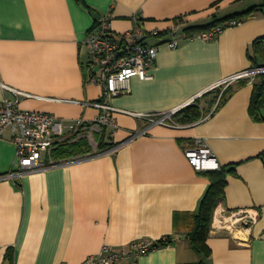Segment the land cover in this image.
Listing matches in <instances>:
<instances>
[{
	"label": "crops",
	"instance_id": "crops-1",
	"mask_svg": "<svg viewBox=\"0 0 264 264\" xmlns=\"http://www.w3.org/2000/svg\"><path fill=\"white\" fill-rule=\"evenodd\" d=\"M253 7L240 24L224 26V18ZM93 12L109 17L114 34L136 24L159 31L146 38L159 45L151 78L133 77L130 92L109 98L113 124L97 154L44 153L42 162L56 164L6 177L17 168L16 146L9 129L2 133L0 264H81L104 245L121 251L131 241L162 237L166 246L118 264H264V121L249 111L255 77L198 96L224 77L264 65V0H0V83L19 93L0 87V102L6 95L21 110L63 120L66 129L93 121L103 89L87 79L82 45ZM213 20L223 27L214 38L189 39ZM173 28L178 45L171 49L164 41ZM193 98L202 116L192 124L152 125L136 116ZM198 138L226 171L216 207L258 211L248 230H215L211 218L205 254L187 237L210 184L183 153Z\"/></svg>",
	"mask_w": 264,
	"mask_h": 264
},
{
	"label": "built area",
	"instance_id": "built-area-1",
	"mask_svg": "<svg viewBox=\"0 0 264 264\" xmlns=\"http://www.w3.org/2000/svg\"><path fill=\"white\" fill-rule=\"evenodd\" d=\"M241 22V20L232 18L226 20L224 26H235ZM222 29L221 26H214L207 30L193 31L188 37L189 39L210 40ZM169 33L172 38L164 41V44L174 49L178 45V40L175 38L176 29H171ZM158 34L157 29L145 32L139 24L122 34H114L111 31L108 16L99 17L96 20L94 27L86 33L82 45L88 55L87 79L101 86L103 96L99 102L95 103V106L101 109V113L86 125L78 124L79 127L72 125L66 129L63 120L44 112L21 110L16 106L15 99L4 95L0 102V137L6 129L10 130L11 140L16 146L15 162L17 164L16 171L8 173L6 177L32 173L55 165L56 163L52 160L49 164L42 162V155L52 152L67 139L75 138L73 136L78 138L80 135L77 132L81 127L86 129L94 125H112L111 112L114 108L109 104V98L130 92V81L133 77L141 80L151 78L148 69L155 64L159 45L147 43L146 38ZM260 73H264V65L251 66L224 77L198 96L219 87L225 89L236 81L255 77ZM0 87L5 92L19 94L1 83ZM193 100L194 98L170 111L136 114V116L146 119L152 125L176 126L171 117ZM183 153L195 171L201 172L221 167L217 156L204 139H195L191 146L184 148ZM257 218L258 211L255 209L231 210L219 205L212 215V228L229 232L248 230ZM167 239V237H162L160 240L166 241ZM155 243L154 240L131 241L127 249L121 251H115L110 246L104 245L98 254L88 256L81 264H118L121 259L148 253L156 247Z\"/></svg>",
	"mask_w": 264,
	"mask_h": 264
},
{
	"label": "trees",
	"instance_id": "trees-1",
	"mask_svg": "<svg viewBox=\"0 0 264 264\" xmlns=\"http://www.w3.org/2000/svg\"><path fill=\"white\" fill-rule=\"evenodd\" d=\"M80 1L82 2V0ZM253 9L254 7L242 13L240 15L242 17H239V15H234L228 16L223 20L234 18L243 21L245 17H248L250 15ZM217 23H219V20H213L208 25L198 27L197 30L199 31L210 29ZM260 42L261 40H256L254 42V49L256 51L261 50ZM252 66L259 65L254 63ZM249 111L255 116L256 119L264 121V116L262 114V111H264V73H260L255 76ZM201 116L202 111L200 109V106L197 102H193L173 114L172 120L177 124L185 125L192 124L198 121ZM103 146L104 145L101 144L100 147L103 149ZM87 150L88 143L86 142V140L78 138L76 140L65 141L59 144L55 149H53V154L57 158H70L78 156ZM262 158L264 160V152L262 154ZM204 172L207 173L210 184L208 190L200 201L194 225L187 236L191 248L198 254H205L209 252L206 240L209 232L211 218L216 205L220 202L221 198L224 195V188L226 185V171L224 167L221 166L219 169L206 170ZM168 243L169 239H167L166 241L158 240L155 244L156 246H166ZM199 264H202V262L200 261Z\"/></svg>",
	"mask_w": 264,
	"mask_h": 264
},
{
	"label": "rangeland",
	"instance_id": "rangeland-1",
	"mask_svg": "<svg viewBox=\"0 0 264 264\" xmlns=\"http://www.w3.org/2000/svg\"><path fill=\"white\" fill-rule=\"evenodd\" d=\"M219 89V90H217ZM222 87L216 88V90H213V94H219V91L222 90ZM217 91V92H214ZM212 93V92H210ZM107 126H99V125H94L92 127L83 129L82 127L79 128L78 130V134L80 135L78 138L84 139L86 140V142L88 143V150L84 151L82 154L78 155H87V154H97L99 152H102L103 149L100 147L101 144L104 145V133H105V128ZM75 138H69L66 141H70V140H76L78 138H76V136H73ZM104 148V146H103ZM76 157V156H75ZM71 158V157H70Z\"/></svg>",
	"mask_w": 264,
	"mask_h": 264
},
{
	"label": "water",
	"instance_id": "water-1",
	"mask_svg": "<svg viewBox=\"0 0 264 264\" xmlns=\"http://www.w3.org/2000/svg\"><path fill=\"white\" fill-rule=\"evenodd\" d=\"M94 20H98L99 15H97L95 12L92 13ZM181 107V106H180Z\"/></svg>",
	"mask_w": 264,
	"mask_h": 264
}]
</instances>
